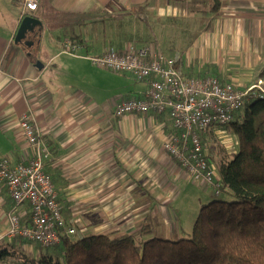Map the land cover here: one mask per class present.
Segmentation results:
<instances>
[{"label":"crops","instance_id":"1","mask_svg":"<svg viewBox=\"0 0 264 264\" xmlns=\"http://www.w3.org/2000/svg\"><path fill=\"white\" fill-rule=\"evenodd\" d=\"M21 13L20 0H0V159L17 165L32 157L18 125L21 114L32 112L50 149L44 172L78 238L133 234L148 220L173 236L169 205L177 188L192 182L163 150L172 119L166 113L116 118L115 103L142 97L148 85L140 82L103 104L101 69L87 57L151 45L187 75L247 88L264 81V0H41L34 17L42 27L15 43ZM35 45L40 53L29 50ZM71 46L74 54L63 53ZM219 130L202 137L210 163L207 139ZM11 215L29 226L31 206L14 204L0 183V249L36 257L33 243L7 236Z\"/></svg>","mask_w":264,"mask_h":264},{"label":"built area","instance_id":"2","mask_svg":"<svg viewBox=\"0 0 264 264\" xmlns=\"http://www.w3.org/2000/svg\"><path fill=\"white\" fill-rule=\"evenodd\" d=\"M41 0H20L21 20L34 17ZM74 54L72 46L63 53ZM100 69L131 75L137 82H146L142 97L119 100L115 103L116 118L130 114H168L173 133L163 143V150L185 170L188 181L210 187L220 194V179L204 151L202 137L213 128H221L234 119L246 101L264 98V81L240 88L232 82H223L213 76L187 75L179 61L164 56L151 45L137 47L129 44L124 50L109 48L99 56L87 57ZM22 137L33 150L32 157L17 165L0 159V183L8 189L16 205L28 203L32 217L29 226L9 217L7 236L24 238L33 244L48 248L60 242L62 232L73 235L67 228L61 206L49 174L44 172L50 149L42 137L35 116L24 112L19 117Z\"/></svg>","mask_w":264,"mask_h":264},{"label":"trees","instance_id":"3","mask_svg":"<svg viewBox=\"0 0 264 264\" xmlns=\"http://www.w3.org/2000/svg\"><path fill=\"white\" fill-rule=\"evenodd\" d=\"M245 103L221 127L238 141L233 159L217 166L221 187L214 197L228 199L203 205L186 239L151 237L148 220L133 234H62L48 248L34 244L36 257L0 249V264H264V98Z\"/></svg>","mask_w":264,"mask_h":264},{"label":"rangeland","instance_id":"4","mask_svg":"<svg viewBox=\"0 0 264 264\" xmlns=\"http://www.w3.org/2000/svg\"><path fill=\"white\" fill-rule=\"evenodd\" d=\"M55 20L51 19L47 21V24L49 25L50 30L53 32L55 29ZM157 29H153V31H156ZM44 33H46L48 30L44 26V29L42 30ZM159 33V36L161 35V31L157 30ZM107 34V33H106ZM109 34H107L108 36ZM29 37H33L32 33ZM34 38V37H33ZM45 45V39L42 41V47ZM39 46L35 45L34 47H31V52L34 54L40 53L39 52ZM43 55V53H42ZM44 57V55H43ZM39 64V63H38ZM98 68V67H97ZM102 74V81L99 82L101 84L100 89V97L103 104L105 102L109 101L110 98H113L114 96H117L120 92L121 95H126L130 91H134L133 89H137L141 87V83L137 82L131 75H124L118 72H113L107 69H101ZM119 97V96H118ZM218 136L215 138L209 137L207 139V148L206 153H209L211 157V165L214 167L215 172H217L218 164L221 161V159H225L227 161H230L233 159L234 153L238 151V141H236L235 136L232 132L227 131L226 129H222L218 131ZM218 156V157H216ZM213 163L215 165H213ZM204 185L201 184H194V183H184L181 185V191L180 187L177 192L179 195L175 200L172 201V203L169 205L171 208V212L173 213V221L171 224H168L169 227H172L175 229V233H173V236L169 234V228H167V232L165 227H155L153 230V235L151 237L155 238H165L169 239L171 241L173 240H179V239H186L189 237L192 233V227L197 219V215L199 213L200 208L203 205L208 204L212 200H219V199H228L226 196L222 195V197H214L216 195L211 192V190L207 187L208 191L202 192V187ZM204 188V187H203ZM176 189V190H177ZM209 195V196H208ZM212 195V196H211ZM74 238H78L76 234L72 235Z\"/></svg>","mask_w":264,"mask_h":264},{"label":"water","instance_id":"5","mask_svg":"<svg viewBox=\"0 0 264 264\" xmlns=\"http://www.w3.org/2000/svg\"><path fill=\"white\" fill-rule=\"evenodd\" d=\"M42 27L40 20L35 17L26 16L19 23V28L15 35V43L22 42L27 39L28 33H35V31ZM29 44V43H28ZM31 44V43H30ZM41 68V66H39Z\"/></svg>","mask_w":264,"mask_h":264},{"label":"bare ground","instance_id":"6","mask_svg":"<svg viewBox=\"0 0 264 264\" xmlns=\"http://www.w3.org/2000/svg\"><path fill=\"white\" fill-rule=\"evenodd\" d=\"M165 56V55H164ZM191 76V75H190ZM218 78V77H217ZM221 129V128H220Z\"/></svg>","mask_w":264,"mask_h":264}]
</instances>
